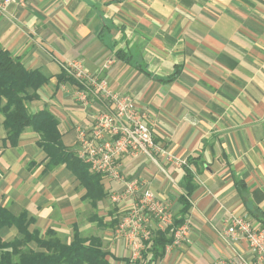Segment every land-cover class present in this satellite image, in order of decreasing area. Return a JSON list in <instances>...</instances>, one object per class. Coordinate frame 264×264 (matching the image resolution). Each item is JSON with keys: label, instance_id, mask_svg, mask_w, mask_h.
Segmentation results:
<instances>
[{"label": "crops", "instance_id": "1", "mask_svg": "<svg viewBox=\"0 0 264 264\" xmlns=\"http://www.w3.org/2000/svg\"><path fill=\"white\" fill-rule=\"evenodd\" d=\"M0 45L26 69L49 78L27 109L53 114L66 147L76 151L77 127L90 132L93 113L104 110L92 98L83 106L73 83L58 80L61 64L78 59L113 90L135 99L166 151L191 160L195 187L183 222L187 239L167 244L153 261L142 257L143 250L132 264L249 257L244 241L226 242L222 234L227 212L262 226L252 216L264 212V0H15L0 14ZM110 58L113 63L102 70ZM2 121L0 115V140L6 134ZM38 140L26 128L16 146L0 148V205L15 216L25 213L30 232L47 237L50 231L62 242L75 234L96 238L107 264H128V245L115 230L134 196L149 190L167 206L172 222L181 216L184 164L161 157L160 171L143 154L124 156L119 178L103 176L107 196L93 204L64 164L47 167ZM137 180L143 190L136 187L110 208L107 201L125 181ZM148 228L153 235L166 229L152 216ZM19 236L14 226L0 228L4 241Z\"/></svg>", "mask_w": 264, "mask_h": 264}, {"label": "built area", "instance_id": "2", "mask_svg": "<svg viewBox=\"0 0 264 264\" xmlns=\"http://www.w3.org/2000/svg\"><path fill=\"white\" fill-rule=\"evenodd\" d=\"M11 2L15 0H0V14ZM112 63L111 58L107 59L101 66L102 70L109 68ZM61 67L67 76L74 79L75 97L83 106L88 105L89 98L104 105V110L97 109L93 113L90 132L77 127V157L89 164L93 171L116 179L119 160L124 156L136 157L139 154L156 164L161 157L174 164L185 163L155 141L150 126L143 121L136 101L130 94L113 90L105 77L88 72L81 60H68ZM134 185L137 186V183H124V192L112 195L111 199L121 200L135 190ZM150 216L157 220L159 228L172 224V214L167 206L157 200L153 192L145 190L138 204L124 213L116 227V236L126 240L130 262L141 258L145 242L153 236L148 228ZM188 235V227L183 223L174 229L171 243L178 245ZM222 238L226 242L244 241L249 257L235 254L218 260L216 264H264V226L254 224L245 215L227 212Z\"/></svg>", "mask_w": 264, "mask_h": 264}, {"label": "trees", "instance_id": "3", "mask_svg": "<svg viewBox=\"0 0 264 264\" xmlns=\"http://www.w3.org/2000/svg\"><path fill=\"white\" fill-rule=\"evenodd\" d=\"M127 59V58H126ZM39 70L26 69L19 58L13 57L9 51L0 45V115H3L5 137L0 140V148L16 146L21 133L30 128L38 136V145L45 153L47 167L53 168L64 164L86 188L85 197L93 204L104 199L107 194L103 191L100 181L104 174L95 172L90 165L77 157L76 151L66 147L61 141L58 121L46 109L30 113L27 103L37 99V89L48 81ZM59 81L74 79L64 71L58 77ZM29 90H32L29 92ZM191 160L184 163V193L180 196L183 209L181 216L174 217L173 222L164 231H156L151 240L146 243L143 258L151 255L150 259L160 257L164 247L172 242L175 228L183 224L190 203L189 195L195 187L194 172L189 166ZM254 218L264 226V212L256 210ZM29 221L25 213L18 216L11 214L0 205V228L14 226L19 237L4 241L0 237V264H107V252L100 247L96 238L84 239L75 234L70 242H62L47 233L42 237L38 232L28 230ZM34 243L37 249L30 246ZM128 264H132L128 260ZM133 264H140L137 261Z\"/></svg>", "mask_w": 264, "mask_h": 264}, {"label": "rangeland", "instance_id": "4", "mask_svg": "<svg viewBox=\"0 0 264 264\" xmlns=\"http://www.w3.org/2000/svg\"><path fill=\"white\" fill-rule=\"evenodd\" d=\"M123 158H124V157H123ZM123 158H121V159L119 160V164H120V162L122 161ZM149 160H150V159H149ZM150 161H151V160H150ZM151 162L155 165V167H156L158 170L161 171L160 168L163 167V164H162V162H161L160 160L158 161V162H159L158 164L154 163L153 161H151ZM104 177H105V176H104ZM106 177H107V176H106ZM107 178L112 179V178H110V177H107ZM118 178H119V172L117 173V178H116V180H117ZM137 181H138L139 183H137ZM137 181H136L137 186L134 185V189H136V187H137V188H140V187L142 188V182L139 181V180H137ZM132 182H133V181H127V183H132ZM125 183H126V181H125ZM141 188L138 189L139 192H141L140 190H143V189H141ZM120 192H124V191L122 190V191H120ZM132 192H134V191L132 190ZM132 192H131V193H132ZM131 193H130V194H131ZM134 197H135V200H134V198H133V201H132V203L134 204L133 206H135V205L138 204L137 201H138V199H139L137 196H134ZM107 202H108V205H109L110 208H114V207H116L115 204L117 203V201H112L111 199H109ZM110 202L113 204V206L111 205ZM135 202H136V203H135ZM125 211H126V210H125ZM125 211H122L121 214H120L119 216H121ZM140 259H141V258H140Z\"/></svg>", "mask_w": 264, "mask_h": 264}]
</instances>
